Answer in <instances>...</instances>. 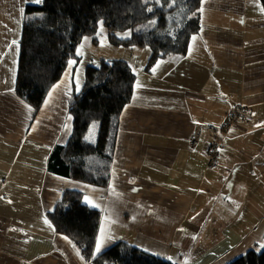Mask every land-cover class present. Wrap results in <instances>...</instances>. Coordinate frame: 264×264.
Masks as SVG:
<instances>
[{
	"label": "crops",
	"instance_id": "obj_1",
	"mask_svg": "<svg viewBox=\"0 0 264 264\" xmlns=\"http://www.w3.org/2000/svg\"><path fill=\"white\" fill-rule=\"evenodd\" d=\"M39 2L0 0V264H95L47 217L65 189L80 191L83 203L101 212L94 255L118 241L173 264H227L262 251L260 1L202 0L199 30L184 55L158 59L148 70L150 50L134 61L133 93L119 117L105 187L47 169L51 149L72 131L68 103L84 81H74L75 59L38 111L14 93L24 8ZM236 105L249 112L230 123ZM214 140L223 147L207 168Z\"/></svg>",
	"mask_w": 264,
	"mask_h": 264
},
{
	"label": "trees",
	"instance_id": "obj_2",
	"mask_svg": "<svg viewBox=\"0 0 264 264\" xmlns=\"http://www.w3.org/2000/svg\"><path fill=\"white\" fill-rule=\"evenodd\" d=\"M201 1L40 0L26 4L14 93L38 111L69 61L77 59L80 41L95 34L100 20L113 44L149 48L147 70L158 59L184 55L199 30ZM259 1L264 9V0ZM125 30L130 35L119 37ZM134 83L135 72L125 60L100 58L96 65H85L82 88L68 103L72 131L65 144L51 149L47 158L50 172L95 186L108 185L119 117L131 99ZM92 123L97 133L89 139ZM82 196L78 190H63L47 217L84 259L95 264H173L126 241L94 255L101 212L86 206ZM227 264H264V249L248 250Z\"/></svg>",
	"mask_w": 264,
	"mask_h": 264
},
{
	"label": "rangeland",
	"instance_id": "obj_3",
	"mask_svg": "<svg viewBox=\"0 0 264 264\" xmlns=\"http://www.w3.org/2000/svg\"><path fill=\"white\" fill-rule=\"evenodd\" d=\"M130 35V30L121 31L119 37L125 38ZM94 39L96 41H94ZM82 53V54H78ZM145 52H149L147 47L123 46L113 44L107 36V29L100 20L96 32L92 36L84 37L77 47V59L74 60V81L79 83L84 78V67L86 64L96 65L100 58L105 59H122L130 65H136L135 60H141ZM73 60V59H72ZM71 60V61H72ZM71 66V65H70ZM79 89H77L78 91ZM97 133L95 123L89 126L87 137L94 139Z\"/></svg>",
	"mask_w": 264,
	"mask_h": 264
},
{
	"label": "built area",
	"instance_id": "obj_4",
	"mask_svg": "<svg viewBox=\"0 0 264 264\" xmlns=\"http://www.w3.org/2000/svg\"><path fill=\"white\" fill-rule=\"evenodd\" d=\"M249 112V107L244 105H236L233 110L229 113V121L233 123L238 119H244ZM199 131H195L189 135V145L195 146L198 141ZM223 143L220 140L212 141L206 148L207 155V168H212L218 159Z\"/></svg>",
	"mask_w": 264,
	"mask_h": 264
},
{
	"label": "snow or ice",
	"instance_id": "obj_5",
	"mask_svg": "<svg viewBox=\"0 0 264 264\" xmlns=\"http://www.w3.org/2000/svg\"><path fill=\"white\" fill-rule=\"evenodd\" d=\"M37 2H38V0H37ZM261 10L264 11V9H261ZM201 11H202V9H201ZM242 22H243V21H242ZM15 43H16V41H13V44H15ZM78 54H82V53H79V52H78ZM70 63H71V62H70ZM261 247L264 248V244H262ZM99 250H100V244L98 243V244H97V251H99ZM169 259H171V258H169Z\"/></svg>",
	"mask_w": 264,
	"mask_h": 264
}]
</instances>
